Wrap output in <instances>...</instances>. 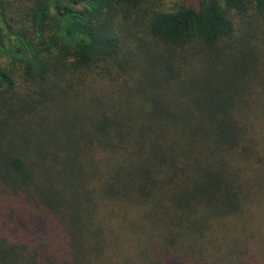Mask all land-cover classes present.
I'll list each match as a JSON object with an SVG mask.
<instances>
[{
    "label": "trees",
    "instance_id": "1",
    "mask_svg": "<svg viewBox=\"0 0 264 264\" xmlns=\"http://www.w3.org/2000/svg\"><path fill=\"white\" fill-rule=\"evenodd\" d=\"M261 48L264 0H0V264H264ZM194 67L197 113L132 104Z\"/></svg>",
    "mask_w": 264,
    "mask_h": 264
},
{
    "label": "rangeland",
    "instance_id": "2",
    "mask_svg": "<svg viewBox=\"0 0 264 264\" xmlns=\"http://www.w3.org/2000/svg\"><path fill=\"white\" fill-rule=\"evenodd\" d=\"M188 2L190 0H163V4H165L166 9H170L176 5L181 4L182 2ZM259 60L256 62V65L259 67L261 71H264V48H261V52L259 54ZM218 73V72H214ZM218 75V74H217ZM215 79V82L213 84V87L221 93L223 96H228L230 92L232 91L233 87L230 85V82L228 79L222 77V75H218ZM181 79H178L174 82L168 83V85L163 87H154L149 92L148 100L142 97V93L140 94V91H135L132 93L133 95V101L136 107L140 108V105H143V107H146L148 110L151 111L153 108V104H151V98L154 96L155 98L162 100V103L167 106L170 110H173L175 113L168 111V109L165 112V114L168 116V122H172L174 124L177 123L176 118L174 119V114H183L187 115L188 113L192 112H198V110L201 108L200 106L206 101L208 98V89L206 86V82L210 81L204 74V70L200 68H188L186 69L181 77ZM212 84V83H211ZM187 86V89H185ZM196 86H200V90L196 91L194 89ZM185 87V88H184ZM177 88H183V92H181V89H179V94L175 97L174 92ZM199 88V87H197ZM153 94V95H152ZM148 101V102H147ZM147 102V103H145ZM200 103L201 105L199 106ZM139 104V105H138ZM187 120L179 121L178 125L175 127H178L177 130L182 129L185 127V124H188L191 122V119L186 118ZM165 120V121H167ZM162 127V125L158 124ZM178 133V131H177ZM173 134L174 133L173 131ZM171 135V137L167 141V148L169 150V153L172 156H179V145L175 141V136ZM182 157L177 160L175 163L176 168H180L182 161ZM192 177H195L196 172L192 171L190 173ZM129 234V233H127ZM131 235L133 233L131 232ZM127 236H123L121 243H124L125 240H127ZM137 245V242H136ZM125 250H120L118 246H116V250H108L110 252H107V256L113 261V264H141L142 261H144V256L141 255L140 249L138 247H135V244L133 241L129 239V243H124ZM143 256V257H142ZM105 261L110 262L107 258H105Z\"/></svg>",
    "mask_w": 264,
    "mask_h": 264
}]
</instances>
